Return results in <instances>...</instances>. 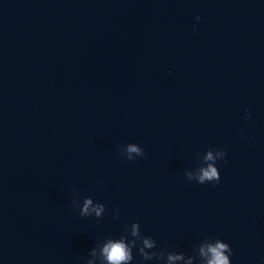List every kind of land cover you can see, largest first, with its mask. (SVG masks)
Wrapping results in <instances>:
<instances>
[{"label":"water","instance_id":"water-1","mask_svg":"<svg viewBox=\"0 0 264 264\" xmlns=\"http://www.w3.org/2000/svg\"><path fill=\"white\" fill-rule=\"evenodd\" d=\"M208 147L220 183L188 182ZM132 221L264 264V0H0V264H84Z\"/></svg>","mask_w":264,"mask_h":264},{"label":"clouds","instance_id":"clouds-1","mask_svg":"<svg viewBox=\"0 0 264 264\" xmlns=\"http://www.w3.org/2000/svg\"><path fill=\"white\" fill-rule=\"evenodd\" d=\"M200 21V17H195ZM195 33L196 27H193ZM250 118L248 109H244L242 119ZM136 153L135 156L132 153ZM145 151L142 146L134 143L127 146V154L121 155L128 161L143 158ZM227 151L222 148L208 147L204 149L202 161L194 172H187L184 178L198 185L220 183L221 174L218 167L220 162L227 164ZM97 193L107 192L102 179H97L94 185ZM78 210L81 219L93 217L99 220L103 217L106 204L103 200L95 199L93 195H83L78 205L72 206ZM113 217L120 219L118 209L113 210ZM233 251L228 242L219 237H206L196 243L189 252L182 250H167L158 247L157 240L151 235L141 232L139 221L125 223L119 233L105 236L98 240L89 250L84 264H232Z\"/></svg>","mask_w":264,"mask_h":264}]
</instances>
